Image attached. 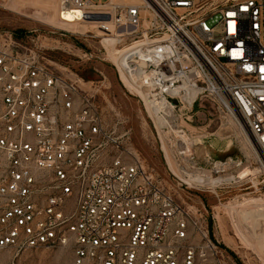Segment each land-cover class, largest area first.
Wrapping results in <instances>:
<instances>
[{"label":"built area","instance_id":"1","mask_svg":"<svg viewBox=\"0 0 264 264\" xmlns=\"http://www.w3.org/2000/svg\"><path fill=\"white\" fill-rule=\"evenodd\" d=\"M77 11L70 25L93 21L102 40L114 38L125 94L179 167L194 169L195 141L212 135L202 132L210 103L241 122L264 170V0H57L60 22ZM230 166L216 161L212 173ZM204 211L178 201L129 130L106 122L93 88L0 29V254L68 248L72 264H230Z\"/></svg>","mask_w":264,"mask_h":264},{"label":"rangeland","instance_id":"2","mask_svg":"<svg viewBox=\"0 0 264 264\" xmlns=\"http://www.w3.org/2000/svg\"><path fill=\"white\" fill-rule=\"evenodd\" d=\"M0 29L24 32V45L37 50L51 68L66 77L93 84L97 104L106 122L115 125L117 131L129 130L132 145L174 197L178 201L184 199L204 205L206 217L212 220V236L222 246L224 258L230 264H264V239L256 240L252 232L264 230V226L259 229L242 219V212L256 204L263 205L264 209V170L250 149L254 146L248 134L250 144L244 143L237 125L230 118L206 103L205 115L213 122L204 126L202 132L212 135L195 141V168L187 171L178 166L182 158L174 157L166 142L160 143L153 135L142 104L125 94L110 60L112 52L119 47L117 44L111 47L93 26L61 23L57 0H0ZM162 145L166 147V154ZM216 161L230 162V170L212 173V164ZM244 167L254 173L214 187L196 185L185 175L188 172L212 177L236 176ZM179 182L189 185L181 190ZM0 264H72V259L68 248H40L18 255L1 253Z\"/></svg>","mask_w":264,"mask_h":264},{"label":"bare ground","instance_id":"3","mask_svg":"<svg viewBox=\"0 0 264 264\" xmlns=\"http://www.w3.org/2000/svg\"><path fill=\"white\" fill-rule=\"evenodd\" d=\"M80 15H81V12H79V11L75 12L73 15L71 13H67L65 15V17H66L68 22H65V23L63 22V23L65 25H67V26H70L69 22H72L75 19V17H77L79 19ZM94 24H95V22H93V21L82 20L80 26H83V27L84 26H87V27L89 26V27H91ZM85 32H88V30H85ZM106 41H107V44H109L111 47L113 46V44L115 42L114 38L110 39V40H106ZM75 80L79 84V86H81V87L93 88V84L91 82H84L81 79H75ZM234 123L237 125V127H238L237 129L242 134L244 143H246V144L249 143L250 144L248 136H247V133H246L243 125L240 124L237 121L234 122ZM250 149H252V151H254L255 155L258 156V153L254 149V147H252V148L250 147ZM253 173L254 172H252L248 167H244L243 169H241L238 172V174L236 176L231 174V175H223V176L221 175V176H217V177H212V176H209V175H206V174H199L198 173V174L189 175V177H190L189 180L191 182L196 183V185L214 187V186H216L218 184H221L223 182L234 181L236 179H244V178L248 177L249 175H251ZM256 207H258V208H256ZM242 213H241L242 214V219L244 221L251 222L250 226L254 225L255 227H259V229H261V226L262 227L264 226V209H263V205L256 204L254 208L248 209V210H244V212H242ZM252 232L255 235V237H256L255 239L256 240H263L264 239V230L257 231V229H254Z\"/></svg>","mask_w":264,"mask_h":264},{"label":"trees","instance_id":"4","mask_svg":"<svg viewBox=\"0 0 264 264\" xmlns=\"http://www.w3.org/2000/svg\"><path fill=\"white\" fill-rule=\"evenodd\" d=\"M14 34H15V36H17L19 38H22L25 35L24 32H14ZM208 226H209L210 235L212 236V220L211 219H208Z\"/></svg>","mask_w":264,"mask_h":264},{"label":"water","instance_id":"5","mask_svg":"<svg viewBox=\"0 0 264 264\" xmlns=\"http://www.w3.org/2000/svg\"><path fill=\"white\" fill-rule=\"evenodd\" d=\"M100 18H102V17H100Z\"/></svg>","mask_w":264,"mask_h":264}]
</instances>
